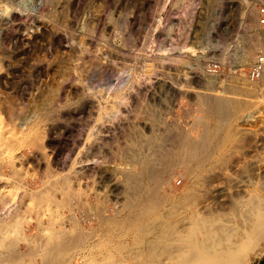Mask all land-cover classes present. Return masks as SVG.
<instances>
[{
	"label": "rangeland",
	"instance_id": "1",
	"mask_svg": "<svg viewBox=\"0 0 264 264\" xmlns=\"http://www.w3.org/2000/svg\"><path fill=\"white\" fill-rule=\"evenodd\" d=\"M246 1L249 19L255 20L252 30L242 16ZM261 4L264 0H0L2 219L14 212L12 202L19 206L15 222L0 227L5 238L0 264H60L67 254L74 264H80L77 257L131 260L149 251L157 225L170 229L194 210L201 212V161L191 162L196 175L190 176L188 167L171 160L160 192L173 198L143 217L135 210L143 191L126 193L121 179L129 149L141 158L155 149L144 136L161 137L173 150L182 133L199 139L201 124L194 121L207 94L241 98L221 141L229 159H264V83L247 76L264 48L242 58L247 36L264 32ZM136 168L146 187L143 169ZM127 196L137 199V207H124ZM107 214L118 220L109 223ZM65 230L70 234L58 243L57 234ZM50 241L57 245L49 247Z\"/></svg>",
	"mask_w": 264,
	"mask_h": 264
},
{
	"label": "bare ground",
	"instance_id": "2",
	"mask_svg": "<svg viewBox=\"0 0 264 264\" xmlns=\"http://www.w3.org/2000/svg\"><path fill=\"white\" fill-rule=\"evenodd\" d=\"M249 2L246 1L245 8L248 7V9L246 11L244 10V13L242 16H243L244 21H247V20L249 21L247 23V28L249 30H252L255 27V20L252 21L254 19L253 17H252V20L249 19V16L253 15L251 11H249V6H250ZM246 41L247 42H245V47L244 46H243L244 48L242 47L244 49L243 57L241 56L242 58H244V60H248L250 56H252V53L256 52V50L264 48V32H261V33L254 32L247 36ZM205 96L206 97L202 98L203 101H202V105L200 104V108L198 109L199 111H197V112H201V115H196L195 121H194V123L201 124V128H200L201 136L199 139H196L195 137L193 138L187 134L184 135V133H182L183 134L182 140L179 146L177 147V150H173V149L166 147L165 144H162V142L159 140V138L161 137H155L154 135L153 136L147 135V137L144 136L142 140L145 141V143L148 146H154V143H156L155 149L153 148L151 153L146 155L144 158H141V156L139 157L135 155L137 153L135 152L134 154V152L132 150L129 151L130 150L129 149L128 155H130V158H129L130 160L127 161L128 168H126V170L122 172L123 179H121L123 180V183H124V188H125L124 190L127 191L126 193L130 192L133 194V193H138L139 190L143 191L144 197H143V200L140 206L136 209L134 208L135 210L139 212V216L143 217L146 214H150L152 210L158 209L168 200L173 198L172 194L160 192L162 190L163 184H165V182H168V180L165 179V174L170 172L172 169V168L168 169V165L171 160H174L173 163L176 164L177 166L179 167L186 166L190 170L193 167V165L191 164L192 161L194 160L201 161V212L198 210L197 211L194 210L190 216L186 217L183 220L180 219L182 221L176 220L177 223L174 222V224L175 225L177 224V225L176 226H174V224L171 225L172 227H170V229L167 228L166 226L163 227L164 223L160 221L162 223L161 225V223H159V221L156 220V223L158 222L161 226L157 225V227L154 229L157 233H155L154 238H152V240L149 242V246H150L149 251H148V248L146 247L147 248L146 251L148 252L146 253H143V251L142 253L139 252L140 254H138L137 256H134L135 254L134 255L132 254L133 257H131V260H129V257L124 256V255L118 259L91 258L90 260L88 259L89 261H84L80 259V257H77L76 263L80 261V264H93V262H95V264H128V263H131V264H252L254 260L256 259V257L264 254V159H236V158L229 159L230 155H228V152L226 151L227 149L225 147L224 142H223L224 144L223 145L221 141L228 134L226 132L228 128L227 125H229L231 121L229 123V121L227 120H230L231 117L233 118L235 116L234 114L237 113L238 107L241 106L240 104L241 102H238V101L241 98L238 97L239 98L238 99L237 97H234V96H218V95L212 98V96H208V94ZM200 102H201V97H200ZM14 112H16V110ZM18 113L20 114V111ZM18 113L17 115H19ZM24 120H28V119H24ZM24 123H26V121ZM25 125L27 126V124ZM186 130L187 129H185V131ZM195 134L196 133H194V135ZM164 137H168V136H164ZM164 137L163 139H165ZM146 150L147 149H145L144 152H146ZM243 155L241 156V158L243 157ZM199 157L201 159H196ZM211 158H215V159H211ZM138 165L141 166V168L143 169L142 171L144 172L146 179L148 180L146 187H143L144 183L141 179V176H139V174H136V172H134L135 170L134 168L136 167L138 168ZM139 170H140V167H139ZM139 173H142V172L139 171ZM122 174L120 175V177L122 176ZM189 175L194 176L196 174L192 172L191 170ZM73 195L75 194L73 193ZM71 197L73 196L71 195ZM77 197H78V194H77ZM80 197L82 198V200H80L82 202L84 196L82 197L80 194ZM127 199H128V196H127ZM136 200L135 198L128 199L126 202V206L124 207L133 208V206L136 203L135 202ZM77 201L80 202L78 198H77ZM175 201L176 200H174V202ZM10 205H12L11 208L14 210V212L10 215L11 216L10 218H6V219H2L3 215L2 216L0 215V227H3L6 224L12 225V223L15 222L11 218L13 217V214L18 210L17 207L19 206L18 204H15L13 202ZM101 209H102V206H101ZM115 211L116 213L121 212V210H117V209L116 210L114 209V212ZM163 211H161L162 212L161 214H163ZM105 212H106V209H105ZM3 213L6 214L7 211H4ZM174 213H171V214H174ZM161 214L159 216H161ZM73 215H75L74 211H73ZM156 215L158 216V213H156ZM165 215L166 214H164V216ZM152 216L154 217V215ZM106 218L109 219L110 221L109 223L118 220V218L114 216H110V214H107ZM76 222L77 220L75 221V223ZM17 223L18 222H16V224ZM135 223H132V225ZM17 226H18V229L20 230L22 229V232L24 229H26L24 228L25 226L23 227V225L21 226V228H19L20 227L19 225ZM168 226H170V222ZM69 229L70 228L68 227V229L66 230L68 231ZM66 230L61 231L57 234V236L59 237V239L57 240L58 243L63 242L64 241L63 237L68 236L67 234H70L69 232H72L71 230H69V232H67ZM24 235L26 234H23V237ZM71 237L74 238V236H71ZM0 238L2 240L5 239L2 237ZM21 239L23 240V238ZM7 241L4 240L3 241L4 244H7L5 243ZM78 241L79 240L77 239L75 241V244L79 245ZM3 242H2V247H3ZM51 243L53 244L55 243L57 245L55 241L53 242L50 241L48 246L50 245L54 248L55 244L52 245ZM67 243H71V242L68 241ZM7 245H6V248H7ZM64 245H66L65 242H64ZM34 249L37 250V248H34ZM116 249H119V248H116ZM131 249L133 248L131 247ZM60 250H61V247H60ZM47 254H50V249L47 250ZM85 255H88V254H85ZM70 256L69 254H67V256H65L66 258L64 257V261H63V258L61 259L63 262L60 261V264H74L73 262L75 259ZM6 257H8V255ZM49 258L50 256H48V259ZM137 260H140V261H137ZM29 264H31V262H29Z\"/></svg>",
	"mask_w": 264,
	"mask_h": 264
},
{
	"label": "built area",
	"instance_id": "3",
	"mask_svg": "<svg viewBox=\"0 0 264 264\" xmlns=\"http://www.w3.org/2000/svg\"><path fill=\"white\" fill-rule=\"evenodd\" d=\"M259 24L264 27V5L258 6ZM248 78L254 83H264V52H260L252 62L247 73Z\"/></svg>",
	"mask_w": 264,
	"mask_h": 264
},
{
	"label": "trees",
	"instance_id": "4",
	"mask_svg": "<svg viewBox=\"0 0 264 264\" xmlns=\"http://www.w3.org/2000/svg\"><path fill=\"white\" fill-rule=\"evenodd\" d=\"M259 264H264V258L260 260Z\"/></svg>",
	"mask_w": 264,
	"mask_h": 264
},
{
	"label": "crops",
	"instance_id": "5",
	"mask_svg": "<svg viewBox=\"0 0 264 264\" xmlns=\"http://www.w3.org/2000/svg\"><path fill=\"white\" fill-rule=\"evenodd\" d=\"M263 258H264V256L262 257V259H263ZM262 259H261V260H262ZM259 262H260V261H259ZM258 264H259V263H258Z\"/></svg>",
	"mask_w": 264,
	"mask_h": 264
}]
</instances>
